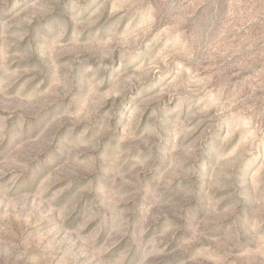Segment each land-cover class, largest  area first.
<instances>
[{"label": "rangeland", "instance_id": "1", "mask_svg": "<svg viewBox=\"0 0 264 264\" xmlns=\"http://www.w3.org/2000/svg\"><path fill=\"white\" fill-rule=\"evenodd\" d=\"M0 264H264V0H0Z\"/></svg>", "mask_w": 264, "mask_h": 264}]
</instances>
